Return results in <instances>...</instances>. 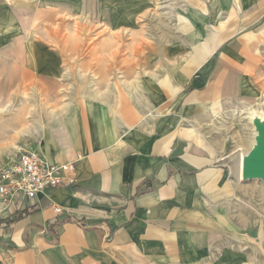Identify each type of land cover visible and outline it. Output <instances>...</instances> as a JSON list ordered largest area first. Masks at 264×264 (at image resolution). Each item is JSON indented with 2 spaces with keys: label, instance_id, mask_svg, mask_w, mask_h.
I'll return each instance as SVG.
<instances>
[{
  "label": "crops",
  "instance_id": "crops-1",
  "mask_svg": "<svg viewBox=\"0 0 264 264\" xmlns=\"http://www.w3.org/2000/svg\"><path fill=\"white\" fill-rule=\"evenodd\" d=\"M102 1L88 0L96 5L95 19L111 10L105 3L113 0ZM115 1L114 16L131 22L151 7V0ZM204 1L212 28L198 32L197 40L206 49L192 33L190 52L143 77L141 90L75 88L66 107L34 122L39 130L30 129L20 147L52 164L75 161L77 182L0 210V264H241L244 254L227 246L238 211L235 172L211 150L221 141L203 133L217 130L212 122L219 105L264 94V0H213L210 7ZM85 4L0 0V21L16 36L22 13L28 20L69 11L77 16ZM57 48L6 43L0 60L31 69L26 77L33 85L38 67L58 66L38 52L63 45ZM20 51L28 53L23 64L16 60ZM246 220L244 230L251 227ZM257 236L262 242V231ZM254 240V255L261 256Z\"/></svg>",
  "mask_w": 264,
  "mask_h": 264
},
{
  "label": "rangeland",
  "instance_id": "rangeland-1",
  "mask_svg": "<svg viewBox=\"0 0 264 264\" xmlns=\"http://www.w3.org/2000/svg\"><path fill=\"white\" fill-rule=\"evenodd\" d=\"M164 1V7L160 5L163 8L152 6L146 14L135 15L132 22L131 17L129 19L119 14L114 16L115 0L113 3H105L106 0L101 2L105 3L107 9H111L105 11L108 16L105 19L93 18L99 15L95 11L96 5L88 3V0L83 5L86 12L78 11L77 16L69 11L59 17V13L56 16L48 13L43 14L45 18L28 20L24 19L27 13H22L24 18L15 31L20 34L16 36L9 35V29L3 27L7 21H0V46L14 43L59 49L58 45H63L62 51L48 52L47 48V52H38L40 58L55 60L53 63H58V66L38 67V83L33 85L30 84V78L26 77L32 75L31 69L6 66L0 60V166L9 163L20 150H25L20 147L24 145V137L30 129L34 132L39 130L34 122L41 119V114L47 110L66 107L75 88L79 91L86 86L101 93H121L126 87L130 91L141 90L143 77L158 74L159 70L165 71V66L190 52L192 33H195L193 41L206 49L207 45L197 40L200 32L204 36L212 28V18L205 10V1ZM212 2L209 1L208 7ZM98 8L103 10L102 7ZM112 20H116L114 22L117 25ZM15 54L17 62L23 64L28 53L20 51ZM17 76L26 78L15 83L13 77ZM114 80L115 84L110 83V86L109 82L114 83ZM250 108L254 111L253 117L264 122L262 94L256 98L229 101L225 106L219 105L216 113H213L212 122L217 130L213 133L204 130L203 135L208 134L207 140L221 141V146H212L211 150L231 164L239 186L235 200L238 211L230 222L228 232L231 243L227 245L228 249L244 254L241 264H255V257L258 259L257 264H264V182L259 179L244 182L242 170L243 158L254 149V140L258 136L256 124L251 121L248 113ZM245 218L251 227L244 230L241 222ZM261 231L262 242L257 236ZM254 237L257 244L261 245L262 249L257 247L256 252H261V256L254 255Z\"/></svg>",
  "mask_w": 264,
  "mask_h": 264
},
{
  "label": "built area",
  "instance_id": "built-area-1",
  "mask_svg": "<svg viewBox=\"0 0 264 264\" xmlns=\"http://www.w3.org/2000/svg\"><path fill=\"white\" fill-rule=\"evenodd\" d=\"M76 166L75 161L52 164L35 151L20 150L0 166V210H11L24 199H34L47 187L74 186Z\"/></svg>",
  "mask_w": 264,
  "mask_h": 264
},
{
  "label": "water",
  "instance_id": "water-1",
  "mask_svg": "<svg viewBox=\"0 0 264 264\" xmlns=\"http://www.w3.org/2000/svg\"><path fill=\"white\" fill-rule=\"evenodd\" d=\"M260 120H256L258 125L257 145L243 159V179H259L264 182V126Z\"/></svg>",
  "mask_w": 264,
  "mask_h": 264
},
{
  "label": "bare ground",
  "instance_id": "bare-ground-1",
  "mask_svg": "<svg viewBox=\"0 0 264 264\" xmlns=\"http://www.w3.org/2000/svg\"><path fill=\"white\" fill-rule=\"evenodd\" d=\"M163 3H165V1L164 0H151V7L153 6L154 8L156 7V5L157 6H159V8H163L164 6H163ZM160 5L161 6H163V7H160ZM166 9V8H165ZM79 33V32H78ZM75 34H77V33H75ZM72 35V34H71ZM75 46H76V44H75ZM116 46V45H115ZM111 47V46H110ZM68 48V47H67ZM90 48V47H89ZM114 48V47H113ZM116 48V47H115ZM199 48H201V47H199ZM108 49V48H107ZM69 50V49H68ZM104 50H106V48L104 49ZM112 50V49H111ZM114 52V51H113ZM115 53V52H114ZM114 57V56H113ZM109 59V58H108ZM96 60H98V59H96ZM106 60V59H105ZM108 61V60H107ZM109 62V61H108ZM111 62V61H110ZM94 92V91H93ZM253 108V107H252ZM251 109V108H250ZM259 111V110H258ZM244 112V111H243ZM250 115H251V121L252 122H254L255 123V121L257 120L256 118H254L253 117V114H254V111H253V109H251L249 112H248ZM257 114H259V112H256ZM255 113V114H256ZM249 114H247V115H249ZM246 117H248V116H245V118ZM256 119V120H255ZM247 120H248V118H247ZM252 124V123H251ZM262 125L264 126V123H262ZM253 128V127H252ZM255 129H256V134L258 135V125H256V127H255ZM254 132V131H253ZM253 141V140H252ZM254 142L256 143L255 144V146L254 147H256V145H257V140L255 141L254 140ZM253 148V147H252ZM241 149V148H240ZM249 151V150H248ZM244 152V151H243ZM242 157V156H241ZM244 159V158H243ZM242 161V160H241ZM242 166H243V162H242ZM243 170V169H242Z\"/></svg>",
  "mask_w": 264,
  "mask_h": 264
}]
</instances>
